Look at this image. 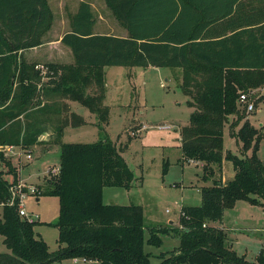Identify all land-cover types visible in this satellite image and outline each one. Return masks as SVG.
Returning <instances> with one entry per match:
<instances>
[{
    "label": "trees",
    "instance_id": "16d2710c",
    "mask_svg": "<svg viewBox=\"0 0 264 264\" xmlns=\"http://www.w3.org/2000/svg\"><path fill=\"white\" fill-rule=\"evenodd\" d=\"M105 2L128 34L93 32L94 11L81 0L60 38L73 62H46L49 73L42 80L23 50L43 41L52 20L48 1L0 0V145L26 149L51 129L43 141L60 146L59 171L47 175L41 191L58 196L55 252L35 232L38 220L22 218L16 204L8 203L17 168L0 149V235L9 249L0 253V264H71L73 257L93 261L84 264H150L144 242L159 246L163 233L176 235L178 245L160 253L155 264H264V248L250 262L214 224L238 198L264 206V161L256 152L261 131L245 119L234 132L244 148L253 143L250 155L239 156L222 144L229 115L245 116L239 93L251 94L264 83V0ZM113 64L178 68L179 84L193 106L180 131L182 156L201 165L203 178H213L201 187L199 204L180 205L179 224L147 228L140 204L103 200L104 185L129 187L134 177L106 135L92 142L61 141L69 99L87 105L104 128V66ZM224 158L234 169L226 181L216 175Z\"/></svg>",
    "mask_w": 264,
    "mask_h": 264
},
{
    "label": "rangeland",
    "instance_id": "374dc122",
    "mask_svg": "<svg viewBox=\"0 0 264 264\" xmlns=\"http://www.w3.org/2000/svg\"><path fill=\"white\" fill-rule=\"evenodd\" d=\"M51 1V24L55 21L43 34V41L58 36L70 27V15L60 10L58 1ZM67 7L71 10L74 6L69 2ZM62 17L65 18L64 23ZM176 69L171 74V67L168 66H104V103L108 106V113L107 123L102 129L99 128L97 115L87 105L76 99L67 101L69 118L63 126L61 141L92 142L106 135L115 143L134 177L129 187L104 185L103 200L140 204L147 228L166 225L169 220L179 224L180 205L199 204L201 187L213 181V178H203L200 164L182 156L180 131L189 123L193 106L179 84V71ZM258 90L262 97L256 102ZM250 96L254 99V109L248 111L241 104L246 112L244 117L235 120L233 114L229 115L223 127V149L239 156L252 153L253 143L244 148L242 140L234 133L247 119L263 134L256 152L264 161V83L259 89L254 88ZM74 114L80 117V121H76ZM45 147H48L47 150ZM26 149L30 150V158L26 157L25 151L19 154L18 145L13 146L7 157L17 168V181L27 186H38V193L26 194L24 205L29 212L38 214L34 230L45 239L48 250L55 252L60 246L57 240L58 227L53 224L58 216V196L41 191L49 180L48 174L44 176L45 167L59 164L60 146L55 142L44 141ZM222 165L223 177L231 178L234 174L231 160L224 158ZM6 177L12 179L13 176L6 173ZM214 224L226 230L231 248L250 262L264 248V206L259 203L238 198L233 206L224 209L222 218ZM145 233L149 234L147 229ZM177 245L176 235L163 233L161 245L144 242V251L150 254V264H155L160 260V253L169 254ZM3 252H9V249L3 242V235H0V253Z\"/></svg>",
    "mask_w": 264,
    "mask_h": 264
},
{
    "label": "crops",
    "instance_id": "0c3cea01",
    "mask_svg": "<svg viewBox=\"0 0 264 264\" xmlns=\"http://www.w3.org/2000/svg\"><path fill=\"white\" fill-rule=\"evenodd\" d=\"M49 5L52 2L51 0H47ZM60 4V10L65 14L67 12V15H71L76 11L78 3L81 0H56ZM88 1L95 14V22L93 24V32L95 33H112L117 35L126 36L128 34V31L124 25H122L119 20L114 16L112 10L107 6L105 0H85ZM69 2L73 4V8L70 10L67 5H69ZM71 11V12H70ZM70 12V13H69ZM55 18V16H54ZM55 19L52 21V24L54 23ZM65 22V18L62 17V23ZM70 22V20H69ZM51 24V25H52ZM50 25V26H51ZM70 27L66 28L63 32L67 31ZM53 33V32H52ZM55 34V33H54ZM52 34V35H54ZM63 33H60L58 36H52L50 38H46L44 41H42L40 44L28 47L23 50V55L26 57L28 61H36L37 62H57V63H69L73 62V54L70 55L71 49L68 45L61 42L60 38ZM62 56V57H61ZM65 56V58H64ZM177 71V69L171 68V74H173V71ZM259 89V87H256ZM259 90L257 91V93ZM261 96L262 93H258L257 97ZM256 97V98H257ZM51 129H48V131L42 133L40 135V142H36L34 145L39 144L41 142H44L43 140H48L51 136ZM47 142V141H46ZM48 147H45L44 149L47 150ZM223 164V160H222ZM221 164V170L219 172H216V175H220L222 181H226L229 178L223 177L222 174V168L223 165ZM234 171V169H233ZM46 175L44 171V176ZM38 198V197H37ZM169 223L176 225L174 220H169ZM220 226V225H219Z\"/></svg>",
    "mask_w": 264,
    "mask_h": 264
},
{
    "label": "built area",
    "instance_id": "2783aa9c",
    "mask_svg": "<svg viewBox=\"0 0 264 264\" xmlns=\"http://www.w3.org/2000/svg\"><path fill=\"white\" fill-rule=\"evenodd\" d=\"M35 67L39 69L41 78L46 79L48 77L49 69L47 64L42 63V62H37L35 63ZM238 100L241 104H244L246 110H252L254 109V99L253 97L250 96V94L246 91H242L239 93ZM6 145V144H5ZM13 144H8L6 145V148L4 149L6 151V156L12 151ZM20 148L19 154H21L23 151L27 152L26 157L30 158L31 153L30 150H27L23 148L21 145H18ZM59 171V164L58 165H47L45 167V173L48 175L55 174ZM10 196L8 198V203L13 204L15 203L17 206V211L18 214L22 217L27 219L28 221H33V220H38V214L34 212H29L24 205V197L26 194L33 193L35 194L36 192L38 193L39 188L38 186L34 184H28V186L18 180L13 182L10 186ZM37 198V197H36ZM205 225V223L203 224ZM71 264H84V263H92V260H86L85 258H80V257H73L70 259Z\"/></svg>",
    "mask_w": 264,
    "mask_h": 264
},
{
    "label": "water",
    "instance_id": "95a60500",
    "mask_svg": "<svg viewBox=\"0 0 264 264\" xmlns=\"http://www.w3.org/2000/svg\"><path fill=\"white\" fill-rule=\"evenodd\" d=\"M6 148L5 144L0 145V149L4 150Z\"/></svg>",
    "mask_w": 264,
    "mask_h": 264
}]
</instances>
